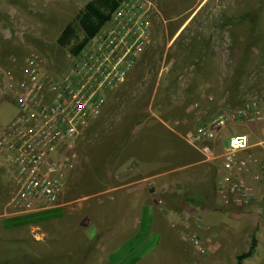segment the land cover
I'll return each instance as SVG.
<instances>
[{
  "label": "rangeland",
  "instance_id": "374dc122",
  "mask_svg": "<svg viewBox=\"0 0 264 264\" xmlns=\"http://www.w3.org/2000/svg\"><path fill=\"white\" fill-rule=\"evenodd\" d=\"M88 1L0 0L1 123H7L18 113L13 97L3 88L6 82L3 72L18 74L23 59L37 54L46 72L62 73L69 51L58 45L57 38ZM150 1L156 8L151 43L125 81L106 94L103 114L95 119L100 120L96 133H122L151 113L163 116L170 112L177 120L187 117V135L212 114L261 95L264 90V0ZM187 19L181 34L173 37ZM76 31L79 37L83 36L80 28ZM201 57L202 62L197 61ZM209 96L215 100L213 103L206 101L205 97ZM227 127L223 147L228 146L230 137L237 133L234 128L238 127L247 129L251 144L264 140L261 123ZM78 146L79 163L73 159L70 170L74 171L78 163L80 171L73 185L66 184L68 200L103 188L108 172L112 171L108 160L101 162L95 156L98 150L91 141H83ZM64 150L60 148L61 155ZM255 153L258 155L257 149ZM86 156L90 157V164L85 162ZM109 179L114 182L113 176ZM252 180L255 200L242 207L221 206L214 196V202L219 205L214 208L221 217L209 211L208 225H205L208 231L195 235L204 244L205 253H199L193 245L191 225L183 228L177 222L174 227L178 230L171 237L150 233L149 240L155 245L137 264H234L235 256L248 249L251 234L256 231L259 236V230L264 227V182ZM157 189L161 195V187L157 185ZM13 192L11 166L0 155V264H110L109 255L124 242V239H105L102 233H95L89 239L81 237L74 219H78L77 224L83 229L92 226L85 219L91 214V208L80 206L81 201L66 206V218L59 223L53 221L47 222V226L6 231L1 219L12 214L7 205ZM162 226L156 223L153 230H161ZM257 242L255 255L244 264H264V240L260 238Z\"/></svg>",
  "mask_w": 264,
  "mask_h": 264
},
{
  "label": "built area",
  "instance_id": "2783aa9c",
  "mask_svg": "<svg viewBox=\"0 0 264 264\" xmlns=\"http://www.w3.org/2000/svg\"><path fill=\"white\" fill-rule=\"evenodd\" d=\"M155 5L150 0H122L109 20L78 55H66L62 73H48L43 60L30 54L18 74L3 72V88L13 97L17 115L0 122V155L13 173L14 192L8 202L12 214L54 208L65 187V171L73 164L60 156L102 112L106 94L121 85L153 37ZM261 123L264 127V90L234 108L213 115L184 140L206 161L220 160L215 192L224 207H242L255 200L245 174L264 182V140L250 142L246 134L230 137L220 156L215 144L230 124ZM258 150V155L255 150ZM56 156L60 159L55 160ZM197 251L205 246L191 239Z\"/></svg>",
  "mask_w": 264,
  "mask_h": 264
},
{
  "label": "crops",
  "instance_id": "0c3cea01",
  "mask_svg": "<svg viewBox=\"0 0 264 264\" xmlns=\"http://www.w3.org/2000/svg\"><path fill=\"white\" fill-rule=\"evenodd\" d=\"M189 19L177 28L173 37L186 27ZM197 61L202 62V57ZM205 99L208 103L215 101L212 96L205 97ZM178 115L182 116V113ZM187 120L186 116L177 120L176 116L170 112L164 113L163 116L151 113L142 121L136 120L131 127L124 130L125 133L122 132L123 134L117 133V131L96 133V125L100 120H93L76 137L73 144L75 148L72 146L69 151L65 149L64 154L60 156L70 157L72 161L75 159L79 163L80 148L78 144L83 141H91L92 146L98 150V154L95 153V156L101 162L108 160L113 171V173H109L112 171L108 172V179L104 180L105 186L90 192L85 197L66 199L65 189L69 183L73 185L79 175L80 165L77 163L74 171L70 169L65 171L62 202L51 208L60 209L61 217L37 224L5 228L3 226L5 220L20 216L9 214L2 216L3 229L7 231L22 227H36L37 225L47 226V222L52 223L53 221L59 223L66 218L65 207L69 206L71 202L81 201L80 206L89 205L91 208V214L84 216L85 219H89L87 222L92 226L83 229L77 224L78 219H74L75 222L74 220L73 222L79 229L80 236L84 235L87 239L94 236L95 233L105 234V239L110 237L124 239V242L131 239L139 232L145 208L151 217L149 235L159 232L171 237L175 230H178L174 227L177 222L183 228L186 224L191 225L192 237L207 232L208 228L205 227L208 225L207 213L213 211L217 213L218 218L221 217L219 211H215L216 208H214L215 206L219 207L214 202V196L217 198L215 186L221 173L220 160H204L196 150L185 142ZM226 128L220 131L215 144L217 156L223 152L222 142L226 137ZM234 131L237 132L236 134L249 135L246 133L245 127L234 128ZM59 159L56 156L55 160ZM90 161V157L86 156L85 162L90 164ZM111 176L114 177V182L109 179ZM244 176L247 182L254 186L251 175L245 174ZM157 185L161 187V195L157 193ZM259 186L262 187L263 184H259ZM217 200L219 199L217 198ZM221 206L223 205L221 204ZM83 219L84 217L80 221ZM156 223H161L163 229L153 230ZM259 232L258 239L264 240V227Z\"/></svg>",
  "mask_w": 264,
  "mask_h": 264
},
{
  "label": "trees",
  "instance_id": "16d2710c",
  "mask_svg": "<svg viewBox=\"0 0 264 264\" xmlns=\"http://www.w3.org/2000/svg\"><path fill=\"white\" fill-rule=\"evenodd\" d=\"M122 0H90L78 11L72 21L67 23L60 32L57 43L60 47L68 48L69 53L78 55L101 27L109 20ZM243 17H239L242 19ZM77 27L83 36L77 34ZM182 32V31H181ZM181 34V33H180ZM61 217L60 209H48L40 212L23 214L12 217L3 222L5 228L20 227L37 224ZM151 217L148 210L143 209L139 232L131 239L125 241L118 250L108 257L110 264H137L155 243L149 240ZM256 231L251 234L248 249L234 258V264H244L253 258L257 248Z\"/></svg>",
  "mask_w": 264,
  "mask_h": 264
}]
</instances>
